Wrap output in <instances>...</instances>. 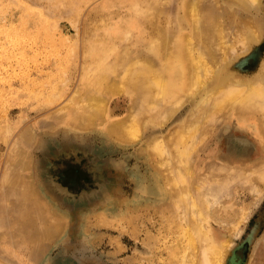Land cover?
Returning a JSON list of instances; mask_svg holds the SVG:
<instances>
[{
	"label": "rangeland",
	"instance_id": "obj_1",
	"mask_svg": "<svg viewBox=\"0 0 264 264\" xmlns=\"http://www.w3.org/2000/svg\"><path fill=\"white\" fill-rule=\"evenodd\" d=\"M257 1L0 0V264H185V230L199 223L227 244L222 264H234L235 253V264L264 258V114L242 104L257 83L264 93V0ZM181 34L194 36V52L208 61L199 86L152 102L142 87L126 85L85 124L82 76L96 66L99 41L111 48L99 61L111 77L124 52L160 71L163 49L148 52L150 43L168 36L173 47ZM86 41L98 44L89 58ZM227 84L243 89L235 93L242 100L218 109ZM116 122L140 123L136 138L116 132Z\"/></svg>",
	"mask_w": 264,
	"mask_h": 264
},
{
	"label": "bare ground",
	"instance_id": "obj_2",
	"mask_svg": "<svg viewBox=\"0 0 264 264\" xmlns=\"http://www.w3.org/2000/svg\"><path fill=\"white\" fill-rule=\"evenodd\" d=\"M241 1H257V0H241ZM254 2V3H255ZM258 2V1H257ZM197 4V2H193V4ZM251 3V2H250ZM188 4V3H187ZM193 5V6H189L188 8V11L189 12V17H190V20L191 22L195 23L194 24V27L196 26V24L199 22V19L198 17L195 15V11H197V8L198 6ZM196 6L197 8H195V11L193 12V8ZM129 7V6H128ZM199 10V8H198ZM200 11V10H199ZM198 12V11H197ZM199 15V14H198ZM245 18V17H244ZM220 19V18H219ZM69 20V19H68ZM213 20H216L217 22L219 20H217L216 18ZM125 21V20H124ZM162 21V20H161ZM164 21V20H163ZM216 21H213L215 22L214 25L215 27L217 28V26L219 27V22L216 23ZM137 22V21H136ZM161 23V22H160ZM164 23V22H163ZM201 24V23H200ZM253 24V23H252ZM209 26V25H208ZM213 27V26H212ZM251 27V26H250ZM256 28V27H255ZM254 28V29H255ZM142 29V28H141ZM195 29V28H194ZM193 29V30H194ZM198 27H196V34L195 35H198L197 33L199 32L198 30ZM200 29H202L200 27ZM204 29V28H203ZM209 31L210 28H207ZM257 29V28H256ZM106 30V29H105ZM125 30V29H124ZM129 30V29H128ZM206 29H204L205 31ZM221 32L222 30L220 29H215L213 31L214 34H216L217 32V36L218 34L220 33L219 31ZM184 31V30H183ZM217 31V32H216ZM255 32H257L256 30H253ZM108 32V31H107ZM124 32V31H123ZM135 32V31H133ZM151 32V31H149ZM247 32V31H246ZM154 33V32H153ZM226 33V32H225ZM259 33V32H258ZM107 34V33H106ZM222 34V32L220 33ZM244 34V33H243ZM116 35V34H115ZM209 35V33H208ZM123 36V35H122ZM193 36V35H192ZM221 36V35H220ZM244 36V37H243ZM242 37L245 38V34L243 35ZM256 36L258 37V35H256V33H251L250 35V38L251 39H256ZM120 37V36H119ZM171 38V36H169ZM200 39L202 41H204V39H202L203 36H199ZM222 37H225V39L227 38L226 36H221V37H218L221 38ZM241 37V38H242ZM89 38V37H88ZM98 38V37H97ZM121 38V37H120ZM159 39L158 40H154L153 42L150 43V48H148V52L149 51H152L153 49L155 48H162L163 50V54H164V57H163V54L162 57V61H163V66H162V69H160V71H158L156 68L153 67V65L150 63V59L147 58L148 60H145L143 61V63L139 62L138 59L137 60H134L136 58H131L128 56V54L126 52H124V54L122 55V57L120 58V67H121V70H120V67H119V73L116 75V76H112L113 74H115V72H111V77L109 75V69L105 68L102 64L99 63L100 60H103V57L108 54L110 51H111V48L109 47H106L105 46V43L103 40L99 41V45L98 46V49H94L95 51V56H92L95 57V63H96V66L94 69H91L89 71H85L82 76L83 78V85H84V90H83V95H86L87 98H85V100H83V104L85 106V111H84V117L82 118V120H84L85 124L86 122L87 123H92L97 117H102L105 112H106V103H107V99L109 98L110 95H112L114 92L116 93H120L123 89V87H125L126 85L127 86H130L132 87V89H140L142 87V89L144 91H146L145 93H147L148 95V99L152 102L156 101L157 99H160L159 97H168V96H176V94L180 91V90H183L189 86H199L198 84L201 83L203 81V77L205 75V72L207 73L208 71V68L210 69V67H207V65L209 66L208 64V61H206V57H204V55L202 53H195L194 51V47L196 43H199L196 42V43H193L194 40L196 38L191 37L187 34H185L184 36L181 34L178 36V39H177V42H176V45H174L172 47V41L167 37H158ZM217 38V37H216ZM259 38V37H258ZM96 39V38H95ZM143 39V38H142ZM223 39V38H222ZM99 40V39H98ZM215 40V39H214ZM196 41V40H195ZM201 41V42H202ZM217 42V40H215ZM219 41V40H218ZM226 41V40H225ZM231 41V40H230ZM241 41V40H240ZM87 43H85L86 45V48H85V55L89 58L94 52L92 50V47L94 46L92 43L94 42H90V41H86ZM88 42H89V46H88ZM205 42V41H204ZM223 42H224V39H223ZM218 42V45L220 44H223ZM243 42V40H242ZM239 43V42H237ZM241 43V42H240ZM96 47V45H98L96 42L94 43ZM212 44V43H211ZM226 44V43H225ZM245 44V43H244ZM213 45H217V44H213ZM236 45V44H235ZM208 46V45H207ZM214 46V48H216ZM241 46V45H240ZM223 47V45H222ZM220 47V48H222ZM197 49V48H196ZM218 49V48H217ZM223 49V48H222ZM214 51V49H213ZM225 51H226V48H225ZM224 51V52H225ZM223 52V51H222ZM227 52V51H226ZM225 52V53H226ZM229 52V51H228ZM111 53V52H110ZM83 54V53H82ZM212 54H210L211 56ZM217 55V54H216ZM222 55H225V54H222ZM220 55V56H222ZM227 55V54H226ZM83 56V55H82ZM84 57V56H83ZM213 57V55L211 56ZM215 57V56H214ZM213 57V58H214ZM223 57V56H222ZM91 58V59H92ZM225 58V57H224ZM216 59V58H214ZM223 59V58H222ZM88 60V59H87ZM221 60V59H220ZM214 61V60H213ZM211 62V61H210ZM217 64V63H216ZM215 64V65H216ZM88 65V64H87ZM85 66V65H84ZM86 68V67H85ZM118 70V69H117ZM213 70V69H212ZM210 74V72L208 73ZM120 76V77H119ZM119 77V78H118ZM118 78V80H117ZM233 79V78H232ZM227 81L229 82V80L227 79ZM234 81V79H233ZM262 81V80H261ZM225 82V81H224ZM258 82V81H257ZM263 82V81H262ZM261 82V83H262ZM227 83V82H226ZM229 84V83H228ZM227 84V86H228ZM251 84V83H250ZM221 83L219 84V86L217 87V89L219 90V87ZM239 85V84H238ZM237 85V86H238ZM255 85V84H254ZM254 85L252 84L251 86L254 88ZM264 86V85H263ZM261 86V87H263ZM247 87V86H246ZM251 87V88H252ZM259 87V89H258ZM79 88V87H78ZM245 88V86H244ZM122 89V90H121ZM194 89V88H193ZM217 89H215V92H217ZM258 89V90H257ZM260 85L259 83H257V86H256V94H250V93H246L247 95L243 96L242 94V99H239L237 98V95H239L238 91L240 90H243V89H237V87L235 86V84H230L227 89L224 91L223 90V87H222V92H223V95L221 96V98H219V93L217 94L218 100L215 99V102L213 100V102L215 103H212L214 104L216 107H219L222 106V104L224 105V103L227 101V100H231L233 101L234 99H239V102L240 100H242V104H247L245 106L249 107H254V108H258L260 109L261 113L263 111V114H264V93H260ZM59 90V89H58ZM56 90V91H58ZM121 90V91H119ZM126 90V89H125ZM255 90V89H254ZM118 91V92H117ZM214 92V91H213ZM220 92V91H219ZM241 92V91H240ZM264 92V91H262ZM130 93V92H129ZM235 93L237 95H235ZM243 93V92H242ZM53 94V93H52ZM54 95V94H53ZM52 95V96H53ZM82 95V94H81ZM139 95V94H138ZM216 94L214 93L213 96H215ZM184 96V95H183ZM182 96V97H183ZM241 96V94L239 95V97ZM257 98L255 99L254 97ZM51 97V96H50ZM181 97V98H182ZM236 97V98H235ZM183 98H186L185 96ZM182 98V99H183ZM54 99V98H52ZM135 99V98H134ZM137 99V98H136ZM162 99V98H161ZM162 99V100H164ZM233 99V100H232ZM133 100V99H132ZM140 100V98H139ZM176 100V99H175ZM79 101V100H77ZM134 101L133 100V104H132V107L134 108L133 105L134 104ZM141 101V100H140ZM174 101V100H173ZM235 102H237V100H234ZM138 102V100H137ZM136 102V103H137ZM170 102V101H169ZM228 102V101H227ZM167 103V102H166ZM174 104V102H171ZM206 103V102H205ZM208 103V102H207ZM67 105H70L68 103H66ZM65 104V105H66ZM74 104V103H73ZM76 104V102H75ZM150 104V103H149ZM157 103H155L156 105ZM179 104H181L179 102ZM227 104V103H226ZM78 105V104H77ZM77 105H74L75 107H78ZM137 105V104H136ZM73 106V105H72ZM152 106V105H151ZM164 106V105H163ZM162 106V107H163ZM208 106V105H207ZM73 107V108H75ZM83 107V105H82ZM209 107V106H208ZM207 107V108H208ZM213 107V105H212ZM216 107H214L215 109H217ZM132 108V109H133ZM136 108V106H135ZM213 108V109H214ZM222 108V107H221ZM224 108H225V105H224ZM64 109V108H63ZM208 109H211L210 107ZM203 109H201L202 111ZM222 110V109H220ZM64 111V110H63ZM131 111V110H130ZM129 111V112H130ZM137 111V110H136ZM136 111H133V112H136ZM206 111V110H204ZM214 111V110H213ZM213 111L211 113H213ZM218 111V110H217ZM254 111V110H253ZM80 112V111H77V113ZM132 112V111H131ZM130 112V114H131ZM67 113V112H66ZM163 113V112H162ZM201 113H204V112H201ZM129 114V115H130ZM68 114H66L67 116ZM109 115V114H108ZM62 116V115H61ZM131 116V115H130ZM130 116H125L127 117L125 120H129ZM132 117H134L132 115ZM130 118L133 119V118ZM264 117V116H263ZM66 118V117H65ZM262 118V117H260ZM136 119V118H135ZM75 120V119H74ZM123 120V119H122ZM129 120V121H130ZM198 120V119H197ZM195 120V121H197ZM104 121V120H103ZM120 121V120H119ZM194 121V122H195ZM199 121V120H198ZM84 122L82 124H84ZM107 122V121H106ZM123 123V121H121ZM121 122H116L114 123V130L116 132H119V134L121 133H124L126 135H134L133 137H135L136 133L139 132V126L140 123H137L133 125H130V126H127V127H130V128H126V131L124 127H126L125 125H123ZM126 122V121H125ZM132 122V120H131ZM131 122H128V123H131ZM192 122V121H191ZM193 122V123H194ZM263 122V121H262ZM127 123V122H126ZM125 123V124H126ZM127 123V124H128ZM242 123V122H241ZM81 124V125H82ZM198 124V123H197ZM264 124V123H263ZM262 124V125H263ZM186 125V124H185ZM189 125V124H188ZM254 125V124H253ZM83 126V125H82ZM98 126V125H97ZM187 126V125H186ZM186 128V127H185ZM183 128V129H185ZM197 128V127H196ZM263 128H264V125H263ZM81 129V128H80ZM189 129V128H188ZM187 129V130H188ZM191 130V129H190ZM186 131V130H185ZM198 132V131H197ZM139 134V133H138ZM137 134V135H138ZM199 134V133H198ZM123 135V134H122ZM181 135V134H180ZM189 135V134H188ZM121 136V135H120ZM186 135L184 134V137ZM191 136V135H190ZM198 136V135H197ZM196 136V138H197ZM200 136V135H199ZM198 136V137H199ZM124 137V136H123ZM129 137V136H128ZM126 137V138H128ZM132 137V136H131ZM139 137V135H138ZM195 137V136H194ZM122 138V137H121ZM125 138V137H124ZM136 138V137H135ZM245 138V137H244ZM262 138V137H261ZM130 139V138H129ZM132 139V138H131ZM176 139V138H175ZM182 139V138H181ZM186 139V138H185ZM178 140V139H177ZM179 140H180V137H179ZM178 140V141H179ZM188 140V139H187ZM248 140V139H247ZM160 141V140H159ZM158 141V142H159ZM181 141V140H180ZM182 141H186V140H182ZM129 142V141H128ZM187 142V141H186ZM185 142V146L187 147V143ZM195 142V141H194ZM30 143V142H29ZM161 143V141H160ZM163 143H161L162 145ZM193 144V143H192ZM184 144H182L183 146ZM181 146V145H180ZM183 146V147H185ZM161 147L163 146H160L159 144L156 145V149L158 152L160 151ZM178 147V146H177ZM182 147V148H183ZM188 148V147H187ZM185 148V149H187ZM192 148V147H191ZM146 149V148H145ZM189 150V149H188ZM181 151V149H180ZM185 151V155L187 154L186 150H182V152ZM242 151V150H241ZM164 152V151H163ZM168 152V151H167ZM190 152V151H189ZM193 152V151H192ZM162 153V152H161ZM161 155V154H160ZM159 155V156H160ZM191 155V154H190ZM189 155V156H190ZM168 156V155H167ZM161 158V157H160ZM182 158V157H181ZM163 160V159H161ZM168 160V159H167ZM256 163V162H255ZM158 165V164H157ZM179 166V164H178ZM186 166V165H184ZM19 167V166H18ZM259 166H257L258 168ZM183 168V167H182ZM188 168V167H185V169ZM179 170V169H178ZM182 170V169H180ZM239 170V169H238ZM245 170V169H244ZM255 170V169H254ZM264 170V169H263ZM188 171V170H187ZM235 171V170H234ZM242 171V170H241ZM247 171V170H246ZM163 172V171H162ZM173 172V171H172ZM189 172V171H188ZM245 172V171H243ZM248 172V171H247ZM264 171H262L260 174V177H261V182H263L262 179H264ZM191 173V172H189ZM239 173V172H238ZM249 173V172H248ZM247 173V175H248ZM256 173V172H255ZM250 174V173H249ZM199 176V175H198ZM210 176V175H209ZM250 176V175H249ZM248 176V177H249ZM259 176V175H258ZM243 177V176H242ZM245 177V175H244ZM213 178V177H212ZM215 178V177H214ZM181 179V177H180ZM179 179V181H180ZM187 179V178H186ZM206 180V179H205ZM252 180V179H251ZM260 180V179H259ZM178 181V182H179ZM199 181V180H198ZM207 181V180H206ZM216 181V180H215ZM219 182V181H218ZM264 183V182H263ZM197 184V183H196ZM183 186V185H182ZM194 186V185H193ZM204 186V185H203ZM199 187V186H198ZM254 187V186H253ZM261 189V188H260ZM206 190V189H205ZM261 191V190H260ZM43 192V191H42ZM262 193V192H261ZM256 196V195H255ZM188 199V197H186ZM185 198V199H186ZM215 198V197H214ZM186 199V200H187ZM257 199V198H256ZM182 200V199H181ZM186 200H183L186 201ZM190 200V198H189ZM216 200V199H215ZM214 200V201H215ZM217 201V200H216ZM50 202V201H49ZM251 202V201H250ZM188 203V202H187ZM198 203V202H196ZM214 203V202H213ZM256 203V202H255ZM47 204V203H46ZM183 204V203H182ZM186 204V203H185ZM220 204V203H219ZM188 205V204H187ZM218 206V204H216ZM181 206V205H180ZM184 206V205H183ZM195 207L197 205H194ZM215 206V205H214ZM187 207V206H185ZM184 207V209H185ZM193 207V208H195ZM200 207V206H199ZM211 207V206H210ZM182 208V207H181ZM187 209V208H186ZM192 209V208H191ZM196 210H198L199 208H195ZM193 209V210H195ZM215 209V208H214ZM49 210V209H48ZM212 210V207L211 209ZM182 211V210H181ZM191 211V210H190ZM200 211V210H199ZM196 213H199L201 214V212H198V211H194ZM208 212V210H207ZM238 212V211H237ZM240 212V211H239ZM238 212V213H239ZM243 212H244V209H243ZM193 213V212H192ZM214 213V212H213ZM236 213V212H235ZM235 213L233 214V216L235 215ZM249 213V212H248ZM189 214V212H188ZM241 214V213H240ZM191 212H190V216H191ZM227 215V214H226ZM244 215V213H243ZM188 216V215H187ZM195 216V215H194ZM200 216V215H198ZM240 216V215H239ZM238 216V217H239ZM193 217V216H192ZM197 217V216H195ZM201 217V216H200ZM202 217H203V214H202ZM237 217V215H236ZM235 217V219H236ZM243 217V216H242ZM53 218V217H52ZM199 218V217H198ZM228 218V217H227ZM230 218V217H229ZM190 219V218H189ZM196 219V218H195ZM200 219V218H199ZM203 220V218H201ZM215 219V218H214ZM239 219V218H238ZM237 219V220H238ZM243 220V218H241ZM107 220V219H106ZM229 220V219H228ZM227 220V221H228ZM231 220H232V217H231ZM230 220V222L232 223V221ZM234 220V218H233ZM55 221V220H54ZM180 221V220H179ZM225 221V219H224ZM192 222V221H191ZM202 222V221H201ZM226 222V221H225ZM63 223V222H62ZM230 223V224H231ZM183 224V223H182ZM200 224V223H199ZM195 228H187L185 230V234L187 239H186V242L185 244H183L184 246L182 247L181 250H179L180 254L181 253H184V257L186 258L185 259V264H222V261L224 259V253H225V246L227 248V244H219L213 235H211L209 233V230L207 229H204V227H202V225H199ZM223 224V223H222ZM233 228L234 229V232L235 234H237L240 230V224L238 221H233ZM229 225V224H228ZM53 226H57L56 224L53 225ZM194 226V225H193ZM206 226V225H205ZM59 227H60V224H59ZM58 227V228H59ZM179 227V226H178ZM208 227V226H207ZM231 227V226H230ZM57 228V227H55ZM52 231L54 228H51ZM60 229V228H59ZM231 229V228H230ZM56 230V229H55ZM57 231V230H56ZM233 232V233H234ZM194 233L197 234V236L199 237V239L202 241V247H203V252H202V256L200 257V254H199V250H198V247H197V240L195 239L196 237H194ZM231 233V232H230ZM233 235V234H231ZM227 241V240H226ZM226 241H223L222 243L226 242ZM228 243V242H227ZM230 243V242H229ZM228 243V245H229ZM200 245V246H201ZM154 246V245H152ZM201 247V248H202ZM229 247V246H228ZM201 251V250H200ZM178 252V253H179ZM183 255V254H182ZM180 255V256H182ZM177 256V255H176ZM175 256V257H176ZM179 257V256H178ZM227 257V256H226ZM179 259V258H178ZM182 259V257L180 258ZM230 262H233L234 264L236 263V261L238 262V259L236 257V253L232 255V258L229 259ZM249 264H264V258L260 260H256V261H252L250 262Z\"/></svg>",
	"mask_w": 264,
	"mask_h": 264
}]
</instances>
